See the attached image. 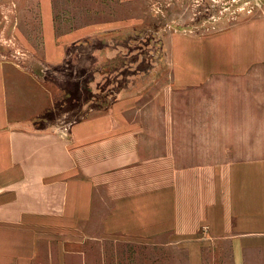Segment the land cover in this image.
Here are the masks:
<instances>
[{"label":"rangeland","instance_id":"1","mask_svg":"<svg viewBox=\"0 0 264 264\" xmlns=\"http://www.w3.org/2000/svg\"><path fill=\"white\" fill-rule=\"evenodd\" d=\"M54 9L63 32L92 26L108 37L70 50L63 66L51 69L37 5L32 0H0V79L38 83L34 125L28 105L21 113H8L5 121L8 131L22 134V145L17 136H9L16 151L6 161H15L18 168H3L0 162V264H174L176 249L152 247L153 240L168 243L170 235L150 238L145 247L140 232L132 230L142 218L156 219L157 190L172 187L168 181L175 170L187 178L185 169L167 165L174 150L182 153L187 147H173L167 140L188 137H161L165 146L158 148L157 136H149L148 146H143L149 160L144 166L140 160L120 159L122 150L102 152L100 158L84 150L77 157L71 125L109 117L117 100L132 97L137 112L126 121H111L112 126H147L154 133L187 129L188 98L197 90L172 93L174 37L227 28L253 15L259 1L54 0ZM163 93L165 114L156 100ZM28 94L29 88H22L20 95ZM61 138L68 141L63 146ZM161 151L166 165L157 166L150 157ZM149 223L156 228L155 221ZM110 228L120 232L110 233ZM181 251L179 259L187 264V248Z\"/></svg>","mask_w":264,"mask_h":264},{"label":"crops","instance_id":"2","mask_svg":"<svg viewBox=\"0 0 264 264\" xmlns=\"http://www.w3.org/2000/svg\"><path fill=\"white\" fill-rule=\"evenodd\" d=\"M258 1L259 9L234 25L203 35L174 37L172 93L197 90V95L191 94L188 98L187 129L172 127L154 133L147 126H112L111 121H126L132 112H137L132 97L117 100L109 117L100 115L71 125L77 157L84 150H92L98 158L102 152L122 150L125 154L120 159L140 160V165L144 166L149 160L143 156V146H148L149 136H157L158 148L161 143L165 146L161 137H188L167 140L173 147H177L176 144L187 147L186 151L174 150L167 157L172 162L168 161L167 165L185 169L183 174H187V178L179 175L181 170H175L172 182L168 181L172 187L157 190L153 208L156 219L142 218L139 228L132 230L140 232L144 243L161 234L170 235L172 240L168 243L157 239L152 241V247L176 249L174 264H185L179 259L184 253L181 249L185 248L187 264H264V0ZM33 4L41 14L43 51L51 69L62 67L70 50L94 41L102 42L108 37L92 26L63 32L54 0H32ZM6 84L13 85L6 88ZM25 87L29 88V94L22 96L20 93ZM37 88L35 79L28 83L0 79V162L3 168L19 166L15 161H6L9 152L16 151L15 141L10 148L9 136H17L6 128L8 113H21L28 105L34 125ZM200 89L206 94H201ZM210 89L215 94H207L212 93ZM44 100L52 104L50 96H44ZM156 100L165 114L164 93L158 94ZM17 118L21 125L26 124L24 119ZM21 136L17 137L22 145ZM138 136L144 138L137 139ZM61 142L63 146L68 141L62 139ZM150 158L158 161L157 166L166 165L163 151ZM165 182L163 179L162 183ZM181 183H187V187L182 189ZM150 221H155V229ZM113 230L120 232L110 228V233H114Z\"/></svg>","mask_w":264,"mask_h":264}]
</instances>
